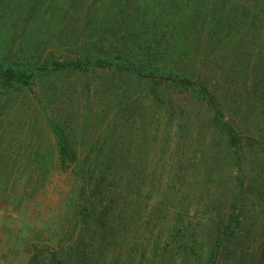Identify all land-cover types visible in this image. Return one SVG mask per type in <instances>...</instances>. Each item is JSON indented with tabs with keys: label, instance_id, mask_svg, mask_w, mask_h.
<instances>
[{
	"label": "rangeland",
	"instance_id": "374dc122",
	"mask_svg": "<svg viewBox=\"0 0 264 264\" xmlns=\"http://www.w3.org/2000/svg\"><path fill=\"white\" fill-rule=\"evenodd\" d=\"M263 5L0 0V69L29 79L0 76V264H28L35 244L127 234V264H150L157 243L161 264H196L185 256L219 234L218 264H264ZM64 57L129 58L137 74L46 69ZM165 67L196 87L138 75ZM56 124L77 142L68 172Z\"/></svg>",
	"mask_w": 264,
	"mask_h": 264
},
{
	"label": "trees",
	"instance_id": "16d2710c",
	"mask_svg": "<svg viewBox=\"0 0 264 264\" xmlns=\"http://www.w3.org/2000/svg\"><path fill=\"white\" fill-rule=\"evenodd\" d=\"M264 6V5H263ZM155 46V45H154ZM151 45L148 46L149 53L157 52V49ZM148 53V54H149ZM149 54V55H150ZM125 61L124 63H115V60L111 58L99 59L96 62H93L92 59H79L64 57L63 59L57 61L52 60L46 67L48 71L52 70L53 73L60 72L63 70H77L84 71L89 70L94 66H115L117 64V69L128 72L136 73V70L133 69V63L130 62V59H121ZM40 71L39 68H37ZM163 70V71H162ZM168 67L163 69L157 68L153 77L142 75V71L138 72V75L142 78H148L154 80L155 78L160 77L164 81L173 84V85H183L185 87H196L197 83L191 81L187 77H182L181 72L169 71ZM32 74H35L34 71H31ZM160 72L161 75H160ZM1 77L5 79L6 86H12L16 83L28 82V77L22 74L21 72H16L12 68L0 69ZM69 130L70 128L63 127L59 124H56L54 127V132L58 140V150H59V166L65 172L73 170L79 162V151L76 140L72 137ZM84 174V173H83ZM103 176V175H102ZM100 180L99 176H97ZM84 215V214H83ZM173 228L178 229L179 224L176 221L173 224ZM249 229L245 225H242L239 222V235L248 236ZM240 237V236H239ZM216 246L213 250L209 252L207 247L198 246L192 247L193 250L189 253L188 257L185 256L184 261L190 262L193 257L195 258L196 264H218V258L220 251L223 248L224 240L223 236L219 234L216 238ZM243 239L239 238V241ZM130 242L131 239L129 235H125L120 240H113L109 242L101 243H91L89 245L83 244L81 241H72L69 244L63 243H54L48 245L35 244V254L28 264H127V255L130 251ZM255 242V241H254ZM197 243L195 244V246ZM138 246V244H136ZM263 248V247H262ZM263 250V249H262ZM148 253V252H147ZM264 255V251H258ZM165 253L162 251L160 244L157 243L154 245V250L147 255L152 261L150 264H161L163 262V257ZM146 256V255H145ZM191 257V258H190Z\"/></svg>",
	"mask_w": 264,
	"mask_h": 264
}]
</instances>
